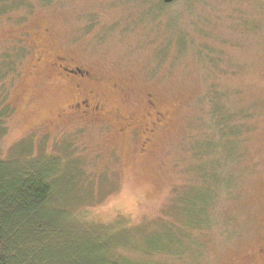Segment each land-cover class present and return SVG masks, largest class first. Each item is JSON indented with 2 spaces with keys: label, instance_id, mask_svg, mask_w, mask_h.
<instances>
[{
  "label": "rangeland",
  "instance_id": "374dc122",
  "mask_svg": "<svg viewBox=\"0 0 264 264\" xmlns=\"http://www.w3.org/2000/svg\"><path fill=\"white\" fill-rule=\"evenodd\" d=\"M59 52L98 78L106 115L84 129L56 117L78 95L46 67ZM48 156L50 204L135 239L177 223L193 168L213 170L195 264H264V0H0V158Z\"/></svg>",
  "mask_w": 264,
  "mask_h": 264
},
{
  "label": "trees",
  "instance_id": "16d2710c",
  "mask_svg": "<svg viewBox=\"0 0 264 264\" xmlns=\"http://www.w3.org/2000/svg\"><path fill=\"white\" fill-rule=\"evenodd\" d=\"M54 157L0 158V264H195L204 230L216 223L220 175L193 168L199 178L176 197L174 218L135 239L118 220L112 224L73 216L49 203ZM200 195L202 196L200 198ZM207 237L208 233L202 234Z\"/></svg>",
  "mask_w": 264,
  "mask_h": 264
},
{
  "label": "flooded vegetation",
  "instance_id": "af4514ba",
  "mask_svg": "<svg viewBox=\"0 0 264 264\" xmlns=\"http://www.w3.org/2000/svg\"><path fill=\"white\" fill-rule=\"evenodd\" d=\"M40 46L30 47L34 54L35 63L30 66V75H35L38 70V66L41 61H44L46 53L48 51L41 50ZM46 67L51 70L55 76H58V81L64 86L77 93L78 95L72 100L68 101L65 106L56 114L57 118H71L76 122L82 124L84 129V122L90 119L98 120L104 118L106 115L105 105L96 98L94 89L89 86L98 82V78L89 69L85 68L84 65L79 64L73 57H70L64 52L55 53L51 61L46 64ZM147 102L150 109L155 107L154 101L150 98L151 95H147ZM153 119L149 122L150 127L155 126L162 120L164 115L159 111L148 113ZM93 121V120H92ZM132 119L128 122H124L119 127L115 128L117 133L126 132L132 127ZM148 129L147 132H149ZM146 133V130L143 132ZM148 139V137H147ZM145 137L143 142L145 141ZM258 257L264 259V242L255 252Z\"/></svg>",
  "mask_w": 264,
  "mask_h": 264
},
{
  "label": "water",
  "instance_id": "95a60500",
  "mask_svg": "<svg viewBox=\"0 0 264 264\" xmlns=\"http://www.w3.org/2000/svg\"><path fill=\"white\" fill-rule=\"evenodd\" d=\"M173 1H174V0H162V2L165 3V4L171 3V2H173Z\"/></svg>",
  "mask_w": 264,
  "mask_h": 264
}]
</instances>
